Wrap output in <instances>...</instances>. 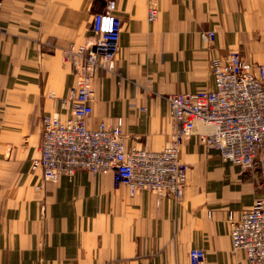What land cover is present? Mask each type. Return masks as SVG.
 <instances>
[{
  "label": "crops",
  "instance_id": "obj_1",
  "mask_svg": "<svg viewBox=\"0 0 264 264\" xmlns=\"http://www.w3.org/2000/svg\"><path fill=\"white\" fill-rule=\"evenodd\" d=\"M115 0L122 31L113 71L99 68L91 128L121 118L126 146L159 150L175 122L168 96L213 86L211 61L239 51L264 63V0ZM108 0H0V264H246L233 250L224 214L264 196V177L224 161L197 134L184 141L187 181L180 200L114 184L112 172L79 170L44 180L42 118L59 112L74 85L64 48L90 34ZM215 30L212 43L201 36ZM249 51V53H244ZM198 130L203 128L200 122Z\"/></svg>",
  "mask_w": 264,
  "mask_h": 264
},
{
  "label": "built area",
  "instance_id": "obj_2",
  "mask_svg": "<svg viewBox=\"0 0 264 264\" xmlns=\"http://www.w3.org/2000/svg\"><path fill=\"white\" fill-rule=\"evenodd\" d=\"M114 9L115 0H108L105 10L93 13L87 40L64 48L75 82L59 105L69 115L43 116L40 155L32 168L41 169L44 180L73 177L79 170L112 172L115 185L152 190L178 201L187 181L188 166L181 158L184 141L197 134L224 161L264 177V63L254 67L239 51H231L224 61L212 59V87L168 96L175 128L164 148H128L121 118L110 116L95 128L89 126L96 96L92 80L99 68L116 67L122 19ZM159 11L157 1L150 0L148 19L155 20ZM201 36L212 43L216 31L203 30ZM200 122L203 128L198 130ZM223 220L233 250L244 253L246 264H264V196L239 215L227 209ZM189 253L191 264H203V247H192Z\"/></svg>",
  "mask_w": 264,
  "mask_h": 264
},
{
  "label": "rangeland",
  "instance_id": "obj_3",
  "mask_svg": "<svg viewBox=\"0 0 264 264\" xmlns=\"http://www.w3.org/2000/svg\"><path fill=\"white\" fill-rule=\"evenodd\" d=\"M244 53H245V54H246V53H249V51H248V52H247V51H245Z\"/></svg>",
  "mask_w": 264,
  "mask_h": 264
}]
</instances>
